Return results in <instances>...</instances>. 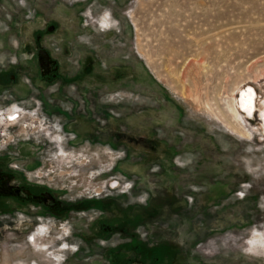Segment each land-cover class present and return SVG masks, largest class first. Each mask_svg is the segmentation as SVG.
<instances>
[{"label": "rangeland", "instance_id": "obj_1", "mask_svg": "<svg viewBox=\"0 0 264 264\" xmlns=\"http://www.w3.org/2000/svg\"><path fill=\"white\" fill-rule=\"evenodd\" d=\"M110 13L118 27L91 23ZM53 21L62 58L97 45L128 85L96 115L104 140L80 143L37 92L1 93L0 264H113L133 235L174 264H264V0H0V78ZM249 86L251 116L237 108ZM30 184L53 202L8 198Z\"/></svg>", "mask_w": 264, "mask_h": 264}, {"label": "crops", "instance_id": "obj_2", "mask_svg": "<svg viewBox=\"0 0 264 264\" xmlns=\"http://www.w3.org/2000/svg\"><path fill=\"white\" fill-rule=\"evenodd\" d=\"M91 23H95L103 31L119 26V22L111 13L108 17L102 15L99 19L91 17ZM58 31L59 23L53 21L37 30L33 40L28 35V41L20 45L25 52L23 59L10 61L7 73L0 78V83L3 82V88L0 84V95L4 91H10L8 95L22 99L37 92L45 106V111L61 116L63 129L72 134L73 143L104 140L105 120L100 124L97 123L96 115L107 116L104 97L113 88L127 86L128 74L122 71L121 66L115 68L112 73L110 66H104L108 64L102 59V49L97 45L83 48L79 40L73 44L72 53L75 59L62 58V52L60 53L57 48L58 43L55 44L52 39ZM99 39L94 36V40ZM39 48L58 65L55 76L45 78L40 74L38 63H41V60L37 59ZM130 80L131 84L137 81L136 78ZM24 182L26 183V179ZM14 185L16 183L10 186ZM107 253L112 258L113 264L127 263L122 256L130 253L139 255L142 264H174V251L169 249L166 242L150 244L139 235L129 236L127 241L110 248Z\"/></svg>", "mask_w": 264, "mask_h": 264}, {"label": "flooded vegetation", "instance_id": "obj_3", "mask_svg": "<svg viewBox=\"0 0 264 264\" xmlns=\"http://www.w3.org/2000/svg\"><path fill=\"white\" fill-rule=\"evenodd\" d=\"M37 59L41 60V63L39 62L38 65H39L40 74L42 75V77L50 78L57 74L58 65L56 64V62H54L55 60L53 58L48 57L46 52L40 48L37 50ZM15 117L16 116H13L12 114H10V116L7 119L8 121H12V122L17 121V118ZM30 164H33V163H30ZM30 164L27 165V168L29 167ZM13 176L14 177L12 178H10L11 177L10 175L6 176L7 180H11L10 185H13L14 183H16V185H19V186H26V183L24 182L25 178L24 176H22V174H19V172L18 173L15 172ZM28 186L30 188L23 187L22 189L17 188L15 191H9V192L7 191V193L10 194L8 198L14 199L16 196H18V197H21L20 201H27L28 199L31 200L32 198H39V199L42 198L43 200H46V202H49V203L53 202L54 198L53 196L50 195L49 192H47V194L41 193L40 195H38V194H35V192L37 191L36 190L37 186L35 184H30Z\"/></svg>", "mask_w": 264, "mask_h": 264}, {"label": "bare ground", "instance_id": "obj_4", "mask_svg": "<svg viewBox=\"0 0 264 264\" xmlns=\"http://www.w3.org/2000/svg\"><path fill=\"white\" fill-rule=\"evenodd\" d=\"M255 89L251 86H249V89L242 90L240 89V92L238 93V99H237V108L240 112L243 113V111L248 115L251 116V114L254 112L255 104H254V96H255ZM234 114L237 113L236 108L231 109ZM264 122V119H263ZM238 126L240 127V121H237ZM264 125V123H263ZM33 237V236H32Z\"/></svg>", "mask_w": 264, "mask_h": 264}, {"label": "built area", "instance_id": "obj_5", "mask_svg": "<svg viewBox=\"0 0 264 264\" xmlns=\"http://www.w3.org/2000/svg\"><path fill=\"white\" fill-rule=\"evenodd\" d=\"M14 115L16 116L15 118H18V117H20L21 113L18 112V113L14 114Z\"/></svg>", "mask_w": 264, "mask_h": 264}]
</instances>
